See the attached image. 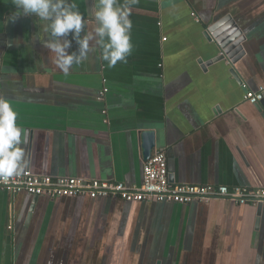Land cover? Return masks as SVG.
<instances>
[{"label": "crops", "instance_id": "1", "mask_svg": "<svg viewBox=\"0 0 264 264\" xmlns=\"http://www.w3.org/2000/svg\"><path fill=\"white\" fill-rule=\"evenodd\" d=\"M72 2L92 30V0ZM15 11L0 0V97L30 132L26 171L138 188L151 129L174 184L264 189V108L243 100L264 85V0H136L127 62L110 68L93 50L68 75L37 18L13 23ZM224 17L245 37L234 65L213 62L204 35ZM0 264H264V211L0 191Z\"/></svg>", "mask_w": 264, "mask_h": 264}, {"label": "clouds", "instance_id": "2", "mask_svg": "<svg viewBox=\"0 0 264 264\" xmlns=\"http://www.w3.org/2000/svg\"><path fill=\"white\" fill-rule=\"evenodd\" d=\"M15 6L9 20L35 16L40 26L36 39L55 54L57 67L68 75L74 65H80L89 52L98 50L108 67L126 63L133 44L130 4L136 0H92L90 17L95 24L88 30L89 21L72 0H10ZM71 37V39H69ZM78 46L72 49V44ZM11 47V44L8 45ZM41 67H44L41 64ZM19 114L12 103L0 97V178L19 177L30 167L26 145L30 132L18 123Z\"/></svg>", "mask_w": 264, "mask_h": 264}, {"label": "built area", "instance_id": "3", "mask_svg": "<svg viewBox=\"0 0 264 264\" xmlns=\"http://www.w3.org/2000/svg\"><path fill=\"white\" fill-rule=\"evenodd\" d=\"M193 18L195 14H191ZM198 22V19H196ZM107 89L103 87L97 100L102 102ZM243 100L257 105L264 100V85L256 90H248ZM105 114V111L102 112ZM0 191L27 193L39 198L59 199L88 196L90 199L118 198L125 203H160L188 206L208 204L213 200H230L237 206L249 205L264 209V189L244 187H225L209 185L174 184L169 179L166 156L163 149L154 150L142 167V183L138 188H128L122 183L110 181H83L77 178L38 177L25 171L19 177L0 178Z\"/></svg>", "mask_w": 264, "mask_h": 264}, {"label": "water", "instance_id": "4", "mask_svg": "<svg viewBox=\"0 0 264 264\" xmlns=\"http://www.w3.org/2000/svg\"><path fill=\"white\" fill-rule=\"evenodd\" d=\"M204 35L208 40H213L217 49V56L214 57L213 62L228 61L231 65H234L243 55L242 44L245 41V37L239 31L238 27L234 25L230 17H224L208 27ZM231 74L240 82L237 75L233 70ZM256 110L260 111L264 108V100L254 105ZM142 158L143 161H147L156 144L155 131L151 129H144L140 132ZM35 199V197H34ZM257 216H260L264 211L260 205L256 207Z\"/></svg>", "mask_w": 264, "mask_h": 264}]
</instances>
